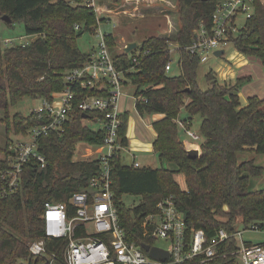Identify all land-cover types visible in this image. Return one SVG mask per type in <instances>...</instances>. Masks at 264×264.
Here are the masks:
<instances>
[{
  "label": "trees",
  "instance_id": "trees-1",
  "mask_svg": "<svg viewBox=\"0 0 264 264\" xmlns=\"http://www.w3.org/2000/svg\"><path fill=\"white\" fill-rule=\"evenodd\" d=\"M218 1L178 0L180 28L174 36H151L135 51L127 54L124 50L115 57L122 69L135 68L129 77L135 97L141 98L135 102L139 115L163 116L152 125L156 133L153 150L162 162L175 167L135 168L124 163L121 151L112 161L114 199L121 224L127 240L141 246L155 244L144 236L143 218L156 213L157 205L168 197L174 198L189 225L204 230L208 237L220 228L234 231L238 225L264 220V189L250 190V179L263 176L264 168L255 159L243 163L238 160L246 151L264 155V98L250 97L243 106L240 93L249 78L222 81L213 70L206 75L209 88L203 90L198 83L202 63L188 52L194 30L201 22L210 24ZM105 3L100 0L101 5ZM4 17L11 18V23ZM1 21L10 28L23 24L25 35L35 38L25 46L6 47L0 32V109L14 107L26 98L52 101L62 93L65 74L88 62L93 52L82 51L78 40L86 32L95 33L98 27L97 14L85 0H0ZM76 25L81 28L76 30ZM106 40L111 48L116 46L113 35H107ZM171 42L179 47L178 76L166 71L172 61ZM232 46L264 64V3L257 4L255 15L233 39ZM137 50L141 56L136 65L132 58ZM93 93L91 89H77L64 134L52 133L40 139L39 151L46 157L47 167L42 169L31 160L25 166L20 188L0 197V264L34 262L26 241L44 237L41 214L45 204L68 202L100 176L101 161L97 157L75 159L80 145L97 150L103 144L104 131L89 127L77 107L82 98ZM182 110L192 125L196 116L201 118L203 141L195 144L197 147L191 143L187 146L179 137L176 120ZM7 119V144L0 149L4 153L0 169L7 167L6 158L13 155L10 134L25 135L41 123L34 113ZM123 120L121 144L129 147V112L123 114ZM192 150H199L198 158L189 156ZM177 174L184 175L185 188L177 181ZM127 196L140 197L139 205L128 207L124 200ZM59 244L48 241V251H56ZM235 248L234 240L223 254L206 264H239L229 255Z\"/></svg>",
  "mask_w": 264,
  "mask_h": 264
},
{
  "label": "built area",
  "instance_id": "built-area-1",
  "mask_svg": "<svg viewBox=\"0 0 264 264\" xmlns=\"http://www.w3.org/2000/svg\"><path fill=\"white\" fill-rule=\"evenodd\" d=\"M258 3H264V0H219L210 24L201 22L194 30L188 52L197 56L201 63L208 62L211 56L223 57L227 47L232 46L233 39L255 15ZM85 5L95 10L97 28L103 16L109 21L112 9L101 5L100 0H85ZM241 23L244 24L242 27ZM75 28L79 30L81 27L76 25ZM98 36L100 43L94 48L89 61L65 74L64 91L52 101L39 99L40 105L31 113L41 123L29 128L25 135H20L21 138L13 143V155L6 158L7 167L0 169V197L20 188L25 166L31 160H36L45 169L48 161L39 151L40 139L52 133L63 135L75 107L77 89L93 90L94 93L82 98L77 107L87 115L83 118L86 123L97 125L96 130L104 131L102 146L97 150L91 149L92 154L101 161L100 176L91 180L85 190L75 193L68 202L51 201L45 204L41 214L44 237L30 241L29 250L35 261L23 264H206L223 254L234 240L236 248L229 255L235 257L239 264H264V242L253 243L246 238L248 233L264 234V220L247 226L238 225L234 231L220 228L212 237H208L204 230L189 225L173 197L162 200L157 205V212L146 215L141 222L144 236L155 241L151 247H157L158 240L168 243L167 249L159 247L168 252L166 260L153 259L141 245L127 240L114 199L112 161L118 151L126 150L120 139L123 114L126 112L120 108V100L130 99V96L123 95V89L133 85L129 74L135 68L122 69L110 53L107 35L100 32ZM34 38L24 35L2 41L6 47L17 44L25 46ZM170 48L172 54L179 47L171 42ZM220 50L225 53L216 56ZM140 56L141 52L137 50L132 58L133 64H138ZM172 69L170 61L166 71ZM138 99L134 96L135 102ZM176 123L191 144L197 145L203 141L201 134L192 130L189 121L179 118ZM132 165L141 167L137 161ZM50 240L62 244L55 247L56 251L49 252Z\"/></svg>",
  "mask_w": 264,
  "mask_h": 264
},
{
  "label": "rangeland",
  "instance_id": "rangeland-1",
  "mask_svg": "<svg viewBox=\"0 0 264 264\" xmlns=\"http://www.w3.org/2000/svg\"><path fill=\"white\" fill-rule=\"evenodd\" d=\"M166 5V8L171 18V22L173 25V32L168 35L169 27L166 23H162L164 21L161 20L164 15L160 6ZM108 9H112V13L110 15L109 21H102L99 28L96 29L97 32L90 33L86 32L84 35L78 40V45L80 49L84 52H92L94 48H96L100 43V37L98 34L102 32L104 35H113L115 38L116 46L114 48L110 47V53L113 58L116 55H119L124 52L125 46L129 43H137L138 47H141L143 41L154 34H158L161 36H174L180 28L179 15H178V0H128V2L124 0H120V3L115 4L110 0H106L104 5ZM125 11V13H124ZM165 12V11H164ZM120 13L121 15H117ZM158 15H153V14ZM150 14V15H148ZM101 19H106V16H103ZM162 21V22H158ZM166 24V25H165ZM244 24L241 23V27ZM159 28V29H158ZM0 32L2 35V40L7 38H20L25 35V29L23 24H15L14 27H8L4 22H0ZM166 32V33H165ZM156 34V35H157ZM174 45H176L174 43ZM131 55V54H130ZM242 55L237 52L233 46H229L226 49V53L223 57H214L211 56L209 61L206 63H202L198 73V83L199 86L203 90H207L209 88V84L206 81V75L210 70H213L217 73L219 79L220 75L223 77L224 71H228L229 69H236L237 59ZM244 56V55H242ZM247 57V56H246ZM180 54L178 50H174L172 52V64L173 69L169 72L171 76H178L181 74V68L179 65ZM250 58V57H247ZM257 59V58H256ZM247 83L242 87L241 92L244 93V89ZM123 95L130 96L129 100L125 99L120 100V108L129 112L130 121H129V132L130 138L133 142L141 141L148 142L150 137L154 139V129H153V117H141L136 110L135 107V88L134 85L130 84L123 89ZM40 100L26 98L21 101L18 105L8 108V109H0V149L5 148L7 144V131L5 122L8 120L7 116L11 119L15 114H23L28 115L31 111L37 108L40 105ZM8 114V115H7ZM181 119H186L187 114L185 110H182L180 114ZM87 125L91 128H98L97 125H91L87 123ZM200 125L201 118L200 116H196L193 119L192 130L194 132L200 133ZM179 137L183 141L191 140L187 137L182 128H179ZM11 140L15 142L17 139H20V135L14 134L12 132L10 134ZM152 139V143H153ZM79 151L76 154L75 159H92L95 157V154H92L91 148H86L85 145H80ZM123 153L124 163L126 165L132 164L133 157L135 153L134 151ZM4 157V153L0 150V159ZM137 159L139 164L143 168H151V169H174L173 165H170L166 162H162L158 155L154 152L153 147H150L149 150H146L144 153H137ZM251 159H255L257 165L264 168V155H251L249 152H242L238 156V160L240 163L245 161H249ZM137 161V162H138ZM177 181L180 183L182 188H185V178L182 174L176 175ZM264 189V174L261 177L251 178L250 179V190L251 191H259ZM125 203L128 207L135 208L140 203V197L138 196H127L124 198ZM225 221V219H221ZM246 238L251 240L253 243H261L264 242V234L257 233H248L246 234ZM26 241V240H25ZM31 241V240H30ZM29 240L28 245L30 243ZM157 247H161L163 249H167L168 243L163 240H158L156 242Z\"/></svg>",
  "mask_w": 264,
  "mask_h": 264
},
{
  "label": "crops",
  "instance_id": "crops-1",
  "mask_svg": "<svg viewBox=\"0 0 264 264\" xmlns=\"http://www.w3.org/2000/svg\"><path fill=\"white\" fill-rule=\"evenodd\" d=\"M124 1L128 2V0H124ZM159 9L162 10V12H160V13H163L162 15H164V16L161 20L164 19V21L163 22L158 21V22L166 23V20L168 21L167 24L169 27V31H168V35H169L173 32V25L171 22L170 15L168 13H166V11H168L169 9L167 10L166 5L160 6ZM124 13H125V11H124ZM117 15H121V14L118 13ZM148 15H150V14H148ZM153 15H158V14L154 13ZM178 30H179V28H178ZM156 34H154L153 36H159V37H163V38L167 37V36H161V35H158V34L156 35ZM242 55H240V57L237 59L236 69H232V70L229 69L226 72L224 71L223 77L220 75V79H222V80H225V79L235 80L238 78H245V77L249 78V82H247V85L244 89L245 90L244 93H242V92L240 93V101H241L243 106H246L248 104V98H250V97L259 96L260 98H264V64L259 59L252 58V57L247 58L246 56H242ZM152 117H153V121L151 124H153L155 121L160 120L163 116L154 115ZM127 138L129 139V147H126V150L123 151V153L129 152L131 154L130 149L132 151H134V152H132V153H135L134 155H132V157H133L132 164L134 161H138L137 153H144L146 150H149L150 147H153V143H152L153 137H150L148 142H141V141L133 142L130 138L129 124H128ZM155 138H156V133H154L153 142H154ZM188 143H190V141H185V144L187 146H188ZM194 146H196V145L194 144ZM246 152H249L251 155L256 154L254 151H246ZM132 164H130V165H132Z\"/></svg>",
  "mask_w": 264,
  "mask_h": 264
},
{
  "label": "water",
  "instance_id": "water-1",
  "mask_svg": "<svg viewBox=\"0 0 264 264\" xmlns=\"http://www.w3.org/2000/svg\"><path fill=\"white\" fill-rule=\"evenodd\" d=\"M204 1H208V0H204ZM4 20H6L8 23H11V18L9 17H4ZM138 48V44L137 43H129L127 44L126 48L124 49L125 52L127 54L135 51ZM225 53L224 50H220L218 52H216V56H221ZM187 91H189V89H187ZM87 115L83 114V118H86ZM189 156L191 158H198L199 157V150H192V151H188ZM142 248L149 253L150 257H152L153 259L159 260V261H164L167 259L168 257V252L164 251L163 249L159 248V247H151L149 244H142Z\"/></svg>",
  "mask_w": 264,
  "mask_h": 264
}]
</instances>
